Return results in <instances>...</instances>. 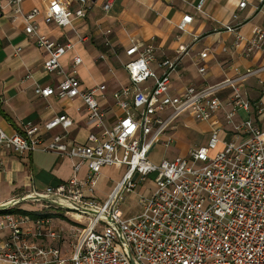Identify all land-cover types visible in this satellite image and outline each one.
Wrapping results in <instances>:
<instances>
[{
    "label": "built area",
    "instance_id": "built-area-1",
    "mask_svg": "<svg viewBox=\"0 0 264 264\" xmlns=\"http://www.w3.org/2000/svg\"><path fill=\"white\" fill-rule=\"evenodd\" d=\"M25 1L0 3L14 6L13 20L21 19L25 33L47 54L44 72L63 78L55 86H38L35 95L80 98L97 131L89 134L86 144H74L64 135L73 125L66 115L55 117L43 128L27 124L13 135L0 127L1 152L26 157L42 151L74 161L68 182L32 191L0 206L6 209L0 211L4 212L0 215V264H264V129L258 124L264 117V92L258 100L243 92L245 83L264 74V65L244 72L236 68L233 78L174 93L171 78L189 48L180 47L173 60L164 59L154 70L156 47L133 40L126 50L129 83L112 95L122 115L107 127V115L100 105L106 87L80 88L82 59L75 56L69 70L62 65L73 44L40 35L36 26L40 11L25 13ZM116 1L105 0L104 11L109 12ZM46 2L47 25L68 28L74 17L85 19L89 12L87 0H77L79 8L74 12L69 1ZM255 2L264 5V0ZM203 5L204 1L198 4L199 12ZM246 5L243 1L239 8ZM192 20L185 16L179 32L185 33ZM223 31L235 34L234 48L245 44L247 57L264 54L263 29L256 28L250 38L231 26H224ZM207 57V51L200 54L202 61ZM199 72L205 76L208 69L199 65ZM260 84L264 85L263 81ZM228 90L229 96L223 99L221 94ZM219 113L223 125L210 134L205 146L191 149L187 157L163 159L159 165L150 161L156 146L169 149L175 142L172 131L181 116L189 114L197 121L210 122ZM57 129L62 134H54L52 142L43 146L42 131ZM223 130L231 131L233 140L215 153ZM116 165L124 168L122 179L107 199L100 201L95 193L102 171ZM153 174L156 179L150 186L148 178ZM144 188L138 195V213L125 217L120 209L125 196ZM23 204L36 206L40 215L32 218L21 213L26 212L21 209ZM52 208L74 220L75 244L69 253L61 247L65 239L53 219L44 216ZM11 210L17 212L9 213Z\"/></svg>",
    "mask_w": 264,
    "mask_h": 264
},
{
    "label": "crops",
    "instance_id": "crops-1",
    "mask_svg": "<svg viewBox=\"0 0 264 264\" xmlns=\"http://www.w3.org/2000/svg\"><path fill=\"white\" fill-rule=\"evenodd\" d=\"M62 1H69L73 12L79 8L77 0ZM201 1H204V5L199 12L197 6ZM243 1L247 5L240 9ZM87 2V17H74L72 26L68 28L45 23L46 0H26L22 9L25 13L33 9L40 11L36 19L40 35L56 42L73 44L74 49L62 59V65L69 70L75 56L82 59L78 69L82 90L106 87L105 98L100 97V105L107 115V127L113 126L122 115L112 95L129 83L125 70L128 62L126 50L133 40L156 47V61L151 65L154 70L164 59L173 60L180 47L189 48L188 56L172 75L174 93H181L188 86L202 88L233 78L237 75L234 71L236 68L244 72L264 65L263 53L247 57L245 44L234 48L235 34L223 31L224 26H231L242 37L250 38L256 28L264 30V5L259 7L255 0H117L109 12L104 11L105 0ZM13 11L14 6L7 2L0 3V127L6 134L13 135L20 133L27 124L43 128L55 117L66 115L73 125L64 135L74 144H86L89 134L97 130L89 122L80 98L60 100L35 95L38 86H55L63 78L44 72L47 54L37 48L34 40L25 33L23 21L13 20ZM187 15L192 17V23L185 33H180L178 25ZM79 38H85V41L80 42ZM205 51L208 57L202 61L200 54ZM198 64L207 67L205 76L200 74ZM260 81L264 83V74L243 85V92L251 100L262 98L264 85ZM230 92L222 93L221 97L226 99ZM222 118V113H219L210 122H200L189 114L181 116L176 130L172 131L175 142L165 150L163 159L187 157L191 149L205 146L210 134L222 127ZM262 120L258 124L264 129ZM54 134H62V130L57 129L53 133L43 130L42 145L51 143ZM220 139L222 151L224 143L233 140V134L223 130ZM153 154L154 151L150 161ZM73 164L70 158L54 153L34 151L21 157L0 151V206L32 191L42 192L48 187L68 182L73 176ZM115 168L122 170L117 184L122 179L124 168L122 165ZM83 171L85 174L86 170ZM103 171L98 188L104 179ZM115 185L106 192L105 198L96 197L100 201L106 200ZM25 211L40 215L36 206ZM45 212L53 219L56 230L64 236L61 247L69 253L75 244V226L61 210L52 208Z\"/></svg>",
    "mask_w": 264,
    "mask_h": 264
},
{
    "label": "rangeland",
    "instance_id": "rangeland-1",
    "mask_svg": "<svg viewBox=\"0 0 264 264\" xmlns=\"http://www.w3.org/2000/svg\"><path fill=\"white\" fill-rule=\"evenodd\" d=\"M242 115L246 116L244 113H242ZM262 127H264V117L262 120ZM156 147L153 150L154 154L151 157V161L153 163H155L156 165H159V164H161V162L163 160L164 152L166 149H164L165 147L163 148L162 146L157 147V149H156ZM219 151H221L220 146L218 147V149L215 153H217ZM103 174H104V179L102 180V183L100 184L99 188H97L98 190H96V193H95V195L99 198H105L104 196H105L106 192L110 188H112V186L115 185L116 182L119 180V178L122 174V170L120 168L109 167L108 169H105L103 171ZM83 175H84V171L81 173V176H83ZM155 179H156V174H153L148 178V181L151 183L150 186L153 185V181ZM144 190H145V188L143 190L139 189L138 191H136V193L128 194L125 196L126 200L123 203H121V206H120V209L123 212V215L125 217H128V216H131L133 214L138 213V211L140 209V206L138 203V198H139L138 195H140V192H143ZM30 208H32V205H29V204L21 205V209L24 211L27 209H30ZM70 221L74 222V220H70Z\"/></svg>",
    "mask_w": 264,
    "mask_h": 264
},
{
    "label": "trees",
    "instance_id": "trees-1",
    "mask_svg": "<svg viewBox=\"0 0 264 264\" xmlns=\"http://www.w3.org/2000/svg\"><path fill=\"white\" fill-rule=\"evenodd\" d=\"M9 213H13V212H17V211H8ZM4 212H0V215L1 214H3ZM21 213H23V214H28L29 216H31L32 218H37L39 215L38 214H36V213H26V212H21ZM44 216H48V217H51L50 215H47V214H45Z\"/></svg>",
    "mask_w": 264,
    "mask_h": 264
},
{
    "label": "water",
    "instance_id": "water-1",
    "mask_svg": "<svg viewBox=\"0 0 264 264\" xmlns=\"http://www.w3.org/2000/svg\"><path fill=\"white\" fill-rule=\"evenodd\" d=\"M4 210H6V209H5V208H1V207H0V211H4Z\"/></svg>",
    "mask_w": 264,
    "mask_h": 264
}]
</instances>
